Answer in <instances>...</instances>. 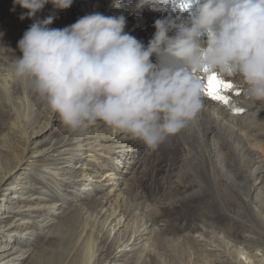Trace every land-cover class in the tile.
Returning a JSON list of instances; mask_svg holds the SVG:
<instances>
[{
  "label": "rangeland",
  "instance_id": "rangeland-1",
  "mask_svg": "<svg viewBox=\"0 0 264 264\" xmlns=\"http://www.w3.org/2000/svg\"><path fill=\"white\" fill-rule=\"evenodd\" d=\"M87 1L93 7L104 9L106 16L124 15L127 20L125 31L145 45L153 36L151 32L155 27L153 20L155 16L162 14V19L168 20L172 17L175 21L182 23L188 13L196 11L197 3V0H184V3L189 6L181 9L183 0H178L176 4L158 0L154 6L146 5L143 9L137 10L135 8L137 0H122L119 7L113 4V0L110 2L109 0ZM80 4H82L80 0H73L70 8L58 10L49 3L36 14V17L25 16L21 19V15L25 14L27 9L14 5L13 0H0V37H7L0 44V52H6L3 56L9 58L8 65H11L16 56H20L12 52L19 50L18 41L34 20L53 16L55 19L50 27L62 29L75 23L80 17L88 15L83 5ZM182 10L184 12H181ZM191 17L192 15H189V18ZM200 78L205 86L207 76L202 73ZM19 80L24 82L30 94L31 84L26 80ZM232 82L237 85V88L222 90L223 94L230 97V103L225 105L209 97L213 102L214 115L203 119L205 128L208 123L217 126V131L214 133L216 136L213 139L214 158L217 165L219 164L217 173L214 174L208 169L210 167L208 164H201L200 156L195 157L196 161L194 159L193 162H188L187 147L189 144L187 141L192 143L194 140L189 137L193 132L192 125H189L177 134L169 136L154 150L147 148L144 143L137 147L134 157L130 159L134 168L131 171L135 173V179H132L135 201L130 199L127 190L123 189L122 185L116 184V191V187L112 185L116 183L114 179L118 178L122 170L120 166H123L126 154L123 155L125 152L120 146L123 145L121 141L108 139V135L110 133L115 135L117 130L103 122H98L86 136L82 137L69 132L58 120L50 130L32 137L30 151L26 153L28 162L23 168L18 166L17 158L5 153L0 144V187L4 189L2 193L0 192V231L10 222L20 224L10 233L7 231V234L2 235L1 232L0 244L3 246L9 243V247L14 245L15 248L17 247L14 250L20 251L17 254L24 252V257H26L31 251L39 249L46 241L42 234L38 233V229L34 228L33 223L46 217L47 221L56 222L65 218L70 212H77L79 222H81L71 241L70 251L78 252L79 247L77 246L94 241V251L97 257L98 255L104 257L106 253L113 252L112 256L115 258L110 264H205L206 261L209 264H228L230 260L238 264L240 260L238 251L244 252L242 255L245 256L247 250L240 243L233 241L242 239L244 234L242 232L247 229L248 225H256V214L246 208L238 195H235L237 186L232 183L229 185L227 181L234 178V176L231 178L229 176L236 169L243 170V173L248 176L253 156H256L254 158L264 165V132H261V129L264 130V102L246 100L242 87L235 80ZM37 98L39 97L34 91L30 94V101L28 100L25 105L30 113V121H32L30 129H38L46 117L42 111L43 99ZM238 108L243 111L237 112ZM9 110V107L2 106L0 96V126L4 127L7 122L4 114ZM242 125L249 128L245 135L242 133V137L245 136L243 146L246 148L243 154L237 155V153L234 154L237 143L236 135L244 131L240 128ZM224 138L232 140L231 148H228V143ZM108 144L113 146L109 150L107 149ZM197 148L200 146L197 145ZM33 150L42 151L32 153ZM118 160L120 164H117ZM224 167L226 170L222 174ZM5 171L13 172V176L4 177ZM124 174L128 176L127 178L133 177L130 169ZM218 179L226 182V186L219 185ZM68 181L73 182L68 185ZM249 185L255 186L253 196L263 190L262 207L264 211V189H260L261 184L254 179H249ZM228 190H230V196L225 195ZM120 195L124 196L125 205L123 206H120L122 204ZM39 197L45 201L54 199L52 202H56L57 207L59 206L56 214H53L55 217L40 215L41 212L34 209V202ZM144 201L159 208L157 215L153 218L147 216L139 206V203ZM94 202L98 204L92 205ZM102 202L105 204L104 207L101 205ZM2 207H5V210ZM4 214L10 217L4 218ZM26 220L29 221L28 224H23ZM193 225L202 226V230H206L205 234L202 235L200 232L189 234L188 231ZM257 225V229L264 232V229H261L259 224ZM231 228L237 234V237L233 236L231 239L220 233L214 235L212 231L213 229L219 231ZM92 230H94L93 235ZM161 230H165L168 241L164 240L162 245H159L154 243V239H158L155 233ZM185 233H188L192 240H176L177 236ZM98 245L101 248L100 251L97 250ZM160 246L163 248L161 249ZM257 250L255 252L263 258L264 248L259 247ZM27 260L29 261L30 258L24 260L22 264H26ZM21 262L22 260L16 261L17 264Z\"/></svg>",
  "mask_w": 264,
  "mask_h": 264
},
{
  "label": "clouds",
  "instance_id": "clouds-1",
  "mask_svg": "<svg viewBox=\"0 0 264 264\" xmlns=\"http://www.w3.org/2000/svg\"><path fill=\"white\" fill-rule=\"evenodd\" d=\"M49 3L65 10L73 0H13L28 10L21 19ZM54 19L34 20L9 70L71 133L86 136L103 122L154 150L202 111V73L235 80L246 100L264 102V0H197L178 28L158 19L147 45L125 31L124 15L96 12L62 29L50 27Z\"/></svg>",
  "mask_w": 264,
  "mask_h": 264
},
{
  "label": "bare ground",
  "instance_id": "bare-ground-1",
  "mask_svg": "<svg viewBox=\"0 0 264 264\" xmlns=\"http://www.w3.org/2000/svg\"><path fill=\"white\" fill-rule=\"evenodd\" d=\"M166 1L169 3H172V4H176L178 2V0H166ZM80 2L82 3L80 5H83V7L86 10L85 12L88 14L96 13V12L104 14V12H105V10L100 9V7H93L92 4L90 2H88L87 0H80ZM109 2H110V0H109ZM188 6L189 5L185 4L184 0H183V5H181V9L187 8ZM145 9H146V7H145ZM171 10H172V8H171ZM176 11H177V9H176ZM181 12H184V11L182 10ZM171 13H172V11H171ZM194 14H195V11L191 12L190 14L188 13L185 20L190 19L189 15L193 16ZM173 15L174 14H172V16ZM160 16H155L156 19L153 18L154 26H155V22L158 19H162L163 15L161 17ZM168 20L172 21V23L174 24L175 27L176 26L179 27L181 24V23L175 21V19H173L172 17ZM155 31H156V28L154 27V30L151 32V34L154 35ZM173 33L174 32H172L170 34H173ZM6 38L7 37H0V44H2L6 40ZM148 40H150V39H148ZM3 53L5 54L6 52L5 51L0 52V92H1L0 96L2 98V106L9 107L10 110L7 111L6 114H4L6 116V120H7L4 127H3V125L0 126V144H1L2 149H4L5 153H8L12 157L17 158L18 166L20 168H23V166L28 162L26 153H27V151H30V144H31L32 137L35 134L43 133L46 130H50L54 126V123L59 120V118H58V116L51 113V111L48 109L45 101L43 100L42 103L41 102L40 103L43 105L42 111L46 117H44V121L38 129H34V128L30 129L32 121H30L31 120L30 119L31 118L30 113H29L28 109L25 108V105L27 104L28 100L30 99V94L34 93V90H33V88H30L31 93L29 94V90L27 89L24 82H22L21 80H19V78H16L12 75L11 71L9 70L10 66L7 63L9 58L3 56ZM12 53L14 55L15 54L22 55L20 50L13 51ZM152 59H153V62H156L155 55L152 57ZM6 66H7V69H6ZM36 95L40 98V96L37 93H36ZM39 98H37V99H39ZM203 99H204V107H203L202 111L199 112L198 115L196 116V118L193 121H190L188 124V126L192 125L191 127L193 128V132L191 135H189V137L194 138V140L192 143L187 141V143L189 144V146L187 147L188 148L187 150L189 152L187 157H188V162L191 163V162H193L195 157L200 156L202 158L201 159L202 161L200 160V163L201 164H203V163L208 164L210 166V167L207 166L208 169H210L215 174V173H217V168L219 165V164L217 165L215 158H214V151H215L214 150V144L215 143L213 141L214 137L216 136V135H214V133H215V131H217V126L214 124L208 123L206 125V128L204 127L205 121H203V119L207 118L208 116L212 117L214 115V112H213V105H212L213 102L211 101V98L206 96L204 93ZM209 121L212 122L211 120H209ZM58 122H60V121H58ZM240 128L241 129L243 128L244 131H242V132L238 133V135H236V140H237L236 152L235 153L233 152V153L234 154L237 153V155L243 154L245 152L246 147L243 146L244 145V137H245L244 135L247 132V129H249L247 126H243V125ZM244 128H246V129H244ZM258 130L260 131V129H258ZM261 132H264V130L261 129ZM242 133L244 134L243 137H242ZM113 137H115V138H113ZM108 139L109 140L118 139V142L121 141V143H123V145H120V146L124 148L123 152H125L123 155L126 154L125 160L123 161V166H120V167H122V170H121V172L119 171L120 173H119L118 178L114 179V177H110V179H114L116 181V183H112V185L114 184L113 187L114 186L116 187V184H119L120 186L122 185L123 189L127 190L130 199L135 201L133 199L134 198V193H133L134 181L132 182V179H135V173L133 171H131V169H134V168L132 167V165L130 163V159L132 157H134L135 150L137 149V147L140 144H143V142H141L139 140L131 139L130 137H127V136L119 133L118 130L115 133V135H114V133L113 134L110 133L108 135ZM224 140L226 141V143H228L227 144L228 148L229 147L231 148V146L233 145L232 140L226 139V138H224ZM197 142H198V144H197ZM62 143H63V141H62ZM197 145H199L200 148H197ZM107 147L106 148L109 150L113 146H112V144H108ZM41 151L42 150H33L32 153L41 152ZM254 157H256V156H253L251 159V165L249 167L248 176H246L243 173V170L236 169L235 171L232 172V175L229 176V178H231L232 176H234V178L227 181L229 183V185H230V183H232L233 185L237 186L238 189L236 190L235 195H238V198L242 200V203L246 208H248L249 210H252L256 214L255 215L256 225L255 224L254 225H248L247 229H245L244 232H242V233H244L242 235V239H239V240L234 239L235 241H233L235 243H240V245L243 246V248H246V250H247V254L245 256L242 255L244 252L237 250L239 252V255L238 254L237 255L240 256L239 263L236 262L238 264H264V260H263L264 257L262 258L259 255V253L255 252V250L258 251L257 249L259 247L264 248V232H263V230H258L256 227V226H258L257 224H259L261 229H264V211H263V207H262L263 190L259 191L256 195L253 196L252 193L255 190V186L253 187V185H251V186L249 185V179H251V180L254 179L255 181L258 182V184H261L259 186L260 189L261 188L264 189V165L261 164V162L258 159H255ZM117 158L119 159L120 155L117 156ZM195 161H196V159H195ZM116 162H117V164H120L119 160ZM192 164H194V163H192ZM248 165H249V163H248ZM191 166H193V165H191ZM105 168H107V167H105ZM129 169H130L131 175L133 176L132 178H127L128 176H126L124 174V172H126V170H129ZM225 170L226 169L224 167L222 174L225 173ZM111 172H113V171H111ZM111 172H110V174H111ZM8 175H11L10 176V178H11L13 176V172L5 171L4 177H8ZM116 175H118V173ZM75 177H78V176H75ZM222 178L225 179V177H222ZM214 180L216 181V176H215ZM70 182L71 181H68V185ZM218 184L226 186V182H223L222 179H218ZM134 186H136V184ZM14 188L16 189L17 187L15 186ZM3 190L4 189L2 187H0L1 193L3 192ZM116 190H117V187H116L115 191ZM121 192H123V191H121ZM1 193H0V195H1ZM115 194H117V192ZM225 195L230 196V190H228V192H226ZM108 197H109V195H108ZM123 197L121 196L122 204L120 206H123V204L125 205V200H123ZM41 198L42 197H39V199L34 202V205H35L34 209L41 212L40 215H44V216H46V215H52L53 216V214H56V211H57V209H59V206L57 207L56 202H52L54 199L52 201H45V200H43V198L42 199ZM103 202L101 203L102 207L105 206V204H103ZM107 202L108 201H106V203ZM97 204H98V202H94L92 205H97ZM3 206H6V205L3 204ZM139 206H141V208L143 209V212L147 216H151L152 218L155 215H157V213L159 211L158 207L153 206L148 201L140 202ZM19 208H20V206H19ZM125 208H127V207H125ZM3 210H5V207L3 208ZM12 210H13V208H12ZM8 212H10V211H8ZM23 212L24 211H22V213ZM134 215L136 216V214H134ZM3 217L8 218V217H10V215L4 214ZM53 217H55V216H53ZM46 218L39 220V221L37 220V222H35V223L32 222L34 228L38 229V233L40 235L42 234L43 238L46 239L45 243H42L40 248L37 249L36 251H34V252L31 251L28 254V256H26V257H24V252H22V251H21L22 252L21 254H17L20 251L14 250V248H15L14 245L9 247V243H8V245L3 244V246L0 244V264H17L16 261H21V260H22V262L20 264H22L24 262V260H26L27 258H30V260L29 261L27 260L28 262L26 264H65L66 262H67V264H110L111 261L115 258V256H112L113 252L106 253L104 255V257L103 256L99 257V255L97 257L95 255V251H94V241L92 243H87V244L84 243L83 245L80 244V246H77V247H79L78 252L77 251L74 252L72 250L70 251L71 241H72L73 237H75V235L77 233L76 229L81 222V221L79 222V214L77 212H70L69 214H66L65 218L63 217L64 219L60 218L61 220L56 221V222L55 221L50 222L51 220L47 221ZM27 219H29V218H27ZM28 222L29 221L26 220L23 222V224H28ZM19 226H20V224H13V222H10V223L4 225L3 230L0 231V235H1V232H2V235L7 234L6 233L7 231L10 233V232L14 231L16 227H19ZM202 228L203 227L200 225H193L192 229H190L188 231V233L190 234L192 232H200V234L203 235V234H205L206 230L203 231ZM93 231L94 230L91 231V234ZM212 231L214 232L213 233L214 235H215V233L216 234L220 233V234H223L224 237L230 238V239L233 236L237 237V234H235V231L232 230V228L231 229H220L219 231H216V229L215 230L213 229ZM188 233L180 235L179 237L177 236L176 240H179V241H182V240L184 241L186 239L192 240L191 236H189ZM155 234L158 236V239L157 238L154 239V243H158L159 245H162V242L164 240L168 241L165 230H161L159 232H156ZM16 238H17V236H16ZM16 238H15V240H16ZM147 246L149 247L150 244ZM147 246H146V248H148ZM160 248L162 249L163 247L160 246ZM74 249H75V247H74ZM97 250L98 251L101 250L99 245H98ZM253 250H254V252H253ZM71 252H73V253L71 254ZM68 257H70V258L68 259ZM236 259H238V258H236ZM205 264H209V263H207V261H206ZM228 264H235V262L230 260V262Z\"/></svg>",
  "mask_w": 264,
  "mask_h": 264
},
{
  "label": "snow or ice",
  "instance_id": "snow-or-ice-1",
  "mask_svg": "<svg viewBox=\"0 0 264 264\" xmlns=\"http://www.w3.org/2000/svg\"><path fill=\"white\" fill-rule=\"evenodd\" d=\"M207 70H205L206 72ZM237 88L231 79H225L217 75L216 73H212L207 75L206 85L203 88V91L206 96L211 97L213 100L217 102H222L225 105L230 103V97L228 95L223 94L224 89H234ZM239 91H237V95H239ZM237 112H242L243 109H236Z\"/></svg>",
  "mask_w": 264,
  "mask_h": 264
}]
</instances>
